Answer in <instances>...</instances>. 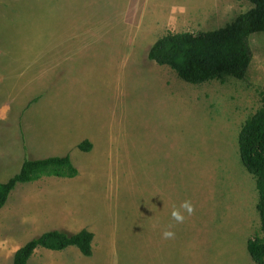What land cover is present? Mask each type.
<instances>
[{"label":"rangeland","instance_id":"1","mask_svg":"<svg viewBox=\"0 0 264 264\" xmlns=\"http://www.w3.org/2000/svg\"><path fill=\"white\" fill-rule=\"evenodd\" d=\"M253 6L0 0V181L28 158L69 154L79 170L17 185L0 209V264L45 231L83 229L92 256L40 247L28 264H256L247 246L262 235L260 196L239 135L262 106L264 32L251 36L245 79L192 84L148 57L169 32L216 30Z\"/></svg>","mask_w":264,"mask_h":264},{"label":"trees","instance_id":"2","mask_svg":"<svg viewBox=\"0 0 264 264\" xmlns=\"http://www.w3.org/2000/svg\"><path fill=\"white\" fill-rule=\"evenodd\" d=\"M253 7L240 14L225 27L199 32H169L149 50L150 60L170 66L185 81L202 84L213 80H225L232 76L245 79L253 62L251 36L264 32V0H251ZM262 106L250 116L239 135V148L246 169L256 177L259 190L257 205L261 217L262 235L248 241V251L256 264H264V89ZM89 152L93 144L85 140L79 145ZM79 170L71 156L28 158L21 171L7 182H0V209L8 202L18 184L42 179L46 176L75 178ZM94 233L84 229L78 233L62 230L46 232L21 247L13 264H28L36 250L44 247L64 250L77 246L86 256L93 254Z\"/></svg>","mask_w":264,"mask_h":264},{"label":"clouds","instance_id":"3","mask_svg":"<svg viewBox=\"0 0 264 264\" xmlns=\"http://www.w3.org/2000/svg\"><path fill=\"white\" fill-rule=\"evenodd\" d=\"M180 208L186 210L189 215H191L192 212H193V206L191 205L190 202H187V201L182 203L180 205ZM171 215H172V218L178 223H182L184 221V219H185L184 215L181 213V211L179 209H174L172 211ZM163 237L165 239L173 238L174 237V233L172 231H164L163 232Z\"/></svg>","mask_w":264,"mask_h":264},{"label":"crops","instance_id":"4","mask_svg":"<svg viewBox=\"0 0 264 264\" xmlns=\"http://www.w3.org/2000/svg\"><path fill=\"white\" fill-rule=\"evenodd\" d=\"M37 99V97L36 98H34L33 100H36ZM38 100V99H37ZM4 138H6V137H4ZM50 138V141H49V144L51 145V143H52V138L51 137H49ZM82 140V139H81ZM85 140H89V141H91L90 139H87V138H85L83 141H81V142H79L78 143V148H79V145L82 143V142H84ZM1 140H0V152L1 151H3V149H2V147H1ZM92 142V141H91ZM35 144L36 145H40V142L39 141H37V142H35ZM93 144V143H92ZM22 145H23V143H22ZM44 146H45V144H43ZM25 146V145H24ZM80 149V148H79ZM81 150V149H80ZM22 152H24V150H23V148L21 147V153H20V155H19V157H18V160L19 161H21L22 159H23V157H24V155L22 156ZM3 153H4V151H3ZM56 153H59V152H56ZM37 155H40V154H38V153H36ZM69 155V154H68ZM53 156H66V155H50V156H47L46 158H48V157H53ZM39 159H41V158H39ZM72 159V158H71ZM25 162V161H24ZM24 162H23V164H24ZM72 162H73V160H72ZM74 163V162H73ZM75 165V164H74ZM76 166V165H75ZM22 167H23V165H22ZM22 167H21V169H22ZM21 171V170H20ZM18 174V173H17ZM16 174V175H17ZM15 176V175H14ZM13 176V177H14ZM56 177V176H55ZM12 178V177H11ZM10 178V179H11ZM57 178H59V177H57ZM9 179V180H10ZM69 179H73V178H69ZM8 180V181H9ZM1 182V181H0ZM7 182V181H6ZM50 182H51V179H50ZM50 182H48V183H50ZM70 223V221L69 222H63V224L62 225H67V224H69ZM61 224H59V226H60ZM44 229H42V231H43ZM84 230V229H83ZM50 231H53V230H50ZM82 231V230H81ZM46 232H49V231H45V232H43L42 234H44V233H46ZM80 232V231H79ZM78 233V232H77ZM41 234V235H42ZM94 239H95V234H94ZM28 243V242H27ZM23 247V246H22ZM21 247L19 246L18 248H16L15 249V251H14V257H15V253L20 249ZM81 251V250H80ZM13 254H12V256H13ZM35 254V253H34ZM83 254V253H82ZM12 256H11V258H12ZM1 257V256H0ZM13 263H14V260H13Z\"/></svg>","mask_w":264,"mask_h":264}]
</instances>
